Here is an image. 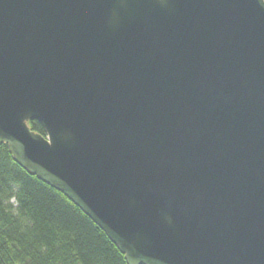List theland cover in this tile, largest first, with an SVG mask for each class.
I'll list each match as a JSON object with an SVG mask.
<instances>
[{
	"label": "water",
	"instance_id": "water-1",
	"mask_svg": "<svg viewBox=\"0 0 264 264\" xmlns=\"http://www.w3.org/2000/svg\"><path fill=\"white\" fill-rule=\"evenodd\" d=\"M0 143L128 264H264V0H0Z\"/></svg>",
	"mask_w": 264,
	"mask_h": 264
},
{
	"label": "trees",
	"instance_id": "trees-1",
	"mask_svg": "<svg viewBox=\"0 0 264 264\" xmlns=\"http://www.w3.org/2000/svg\"><path fill=\"white\" fill-rule=\"evenodd\" d=\"M35 133H47L38 121ZM0 264H128L79 207L17 163L0 143Z\"/></svg>",
	"mask_w": 264,
	"mask_h": 264
}]
</instances>
